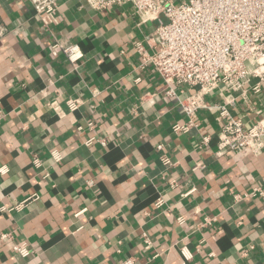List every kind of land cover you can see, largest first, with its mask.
<instances>
[{"label":"crops","instance_id":"crops-1","mask_svg":"<svg viewBox=\"0 0 264 264\" xmlns=\"http://www.w3.org/2000/svg\"><path fill=\"white\" fill-rule=\"evenodd\" d=\"M57 18L46 28L28 0H0V264H264V149L217 155L212 107L249 125L264 94L221 88L176 134L179 101L136 49L151 50L155 23L85 0H63ZM55 45L77 47V61Z\"/></svg>","mask_w":264,"mask_h":264},{"label":"built area","instance_id":"built-area-1","mask_svg":"<svg viewBox=\"0 0 264 264\" xmlns=\"http://www.w3.org/2000/svg\"><path fill=\"white\" fill-rule=\"evenodd\" d=\"M63 0H28L43 26L58 23V10ZM96 11H104L126 4L131 5L140 23H155V30L147 36L151 50L138 43L136 49L143 67L152 65L163 77L166 97H176L184 124H175L176 134L197 128V113L206 107L205 97L224 88L248 99L249 93L264 94V0H85ZM61 49L71 63L77 61V47L55 45L53 53ZM184 94L182 97L180 94ZM76 110V103H69ZM220 112L223 125L219 134L217 155L249 150L254 154L264 149V117L249 125L234 117L226 105L212 106ZM1 124V115H0ZM93 128L94 124H90ZM210 137L202 139L201 147ZM89 144V143H88ZM103 146L106 142L102 141ZM162 149V145L158 146ZM56 162L62 157L52 153ZM34 164L40 166L35 157ZM8 172L0 168V174ZM174 184V182H172ZM259 191V189H256ZM247 196V195H245ZM244 197V196H243ZM235 195V200L243 198ZM27 201L20 203L21 209ZM158 200L156 206L162 205ZM183 222V219H179ZM206 221L204 226L210 225ZM10 237L2 234L0 239ZM251 246L250 248H253ZM13 251L29 257L32 248L16 243ZM247 252V250L245 251ZM183 256L187 260L185 249ZM124 264H134L128 259ZM182 264H186L182 263Z\"/></svg>","mask_w":264,"mask_h":264}]
</instances>
